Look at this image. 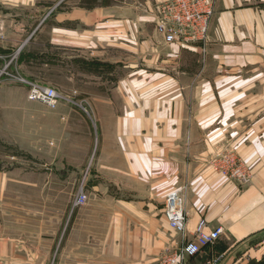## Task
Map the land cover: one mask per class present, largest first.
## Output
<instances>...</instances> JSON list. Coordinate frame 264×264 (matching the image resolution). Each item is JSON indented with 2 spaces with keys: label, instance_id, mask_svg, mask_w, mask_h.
Wrapping results in <instances>:
<instances>
[{
  "label": "crops",
  "instance_id": "obj_1",
  "mask_svg": "<svg viewBox=\"0 0 264 264\" xmlns=\"http://www.w3.org/2000/svg\"><path fill=\"white\" fill-rule=\"evenodd\" d=\"M67 1L0 0V110L33 117L29 80L79 62V169L112 218L123 207L128 219L111 264H157L202 218L225 231L184 264H264V0H215L206 51L164 41L155 20L166 0ZM226 150L251 169L249 185L211 164ZM183 186L179 232L164 204ZM9 245L0 239L3 261Z\"/></svg>",
  "mask_w": 264,
  "mask_h": 264
},
{
  "label": "rangeland",
  "instance_id": "obj_2",
  "mask_svg": "<svg viewBox=\"0 0 264 264\" xmlns=\"http://www.w3.org/2000/svg\"><path fill=\"white\" fill-rule=\"evenodd\" d=\"M58 1L37 0V5ZM78 1L63 6L72 8ZM44 77L29 81L61 91L66 99L56 108L35 102L29 119L17 118L12 109L0 110V239L10 244V254L2 258L7 264L118 262L128 220L125 208H117L112 218L113 209L102 206L92 176L79 169V133L71 136L79 132V107L85 110L87 103L77 91L83 84L79 62L62 64L61 72L53 69ZM82 190L88 200L80 205L76 197Z\"/></svg>",
  "mask_w": 264,
  "mask_h": 264
},
{
  "label": "built area",
  "instance_id": "obj_3",
  "mask_svg": "<svg viewBox=\"0 0 264 264\" xmlns=\"http://www.w3.org/2000/svg\"><path fill=\"white\" fill-rule=\"evenodd\" d=\"M215 12V0H166L157 7L156 29L166 43L198 44L206 51L209 44L210 22ZM28 98L38 100L51 108H56L59 101L66 96L57 88L29 82ZM211 164L224 176L233 179L238 186L245 187L252 181L251 169L234 150L214 156ZM186 186L168 192L165 198L164 214L170 226L184 232L187 222L185 207ZM86 191H80L76 202L83 205L87 202ZM202 218L196 227L194 238L186 240L177 250L165 251L157 264H184L185 260L204 252L224 233L223 225L213 229ZM0 264H6L0 259Z\"/></svg>",
  "mask_w": 264,
  "mask_h": 264
}]
</instances>
